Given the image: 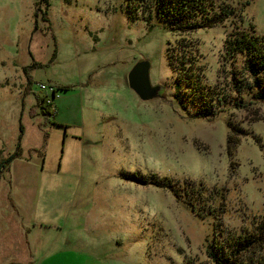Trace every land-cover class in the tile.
Wrapping results in <instances>:
<instances>
[{"label": "rangeland", "instance_id": "obj_1", "mask_svg": "<svg viewBox=\"0 0 264 264\" xmlns=\"http://www.w3.org/2000/svg\"><path fill=\"white\" fill-rule=\"evenodd\" d=\"M210 1L235 13L176 32L154 0H0V162L19 152L0 168V264H201L215 239L264 241V103L200 115L244 60L226 36H264V0ZM142 59L159 98L128 85Z\"/></svg>", "mask_w": 264, "mask_h": 264}, {"label": "trees", "instance_id": "obj_2", "mask_svg": "<svg viewBox=\"0 0 264 264\" xmlns=\"http://www.w3.org/2000/svg\"><path fill=\"white\" fill-rule=\"evenodd\" d=\"M153 6L156 16L166 22V28L176 32H188L199 27L211 28L235 13L232 8L226 7L212 11L210 0H154ZM239 54L244 60L240 68L230 69V80L226 84L228 90L216 86L200 94L204 102H210L202 107L201 116L213 115L219 106H234L241 109L247 108L254 102L264 103V36L245 30L229 33L224 40V55L233 60ZM47 100L46 97L39 100L41 110L52 115L53 110ZM232 129L233 134L231 132L228 138L229 143H237L239 137L234 139L235 132L233 127ZM18 153L17 151L7 156L0 162V168L6 167ZM132 177L141 183L169 188L178 197L171 182H166L164 179L149 181L136 178L134 175ZM259 230L245 235L242 233L229 235L224 242L215 239L206 249L207 262L201 264H264V258L254 259L256 248H260L264 242L263 230L261 232ZM184 264H195V261L187 259Z\"/></svg>", "mask_w": 264, "mask_h": 264}, {"label": "water", "instance_id": "obj_3", "mask_svg": "<svg viewBox=\"0 0 264 264\" xmlns=\"http://www.w3.org/2000/svg\"><path fill=\"white\" fill-rule=\"evenodd\" d=\"M127 82L142 101L161 97L162 87L150 82L148 60L142 59L134 63L127 73Z\"/></svg>", "mask_w": 264, "mask_h": 264}, {"label": "built area", "instance_id": "obj_4", "mask_svg": "<svg viewBox=\"0 0 264 264\" xmlns=\"http://www.w3.org/2000/svg\"><path fill=\"white\" fill-rule=\"evenodd\" d=\"M39 87L46 91V86L44 84L40 83ZM46 92H48V91H46ZM52 93H53V89H52ZM45 97L48 99L47 102H49L51 104L50 98H48L49 96H45Z\"/></svg>", "mask_w": 264, "mask_h": 264}]
</instances>
